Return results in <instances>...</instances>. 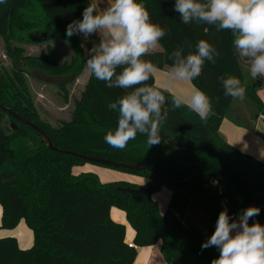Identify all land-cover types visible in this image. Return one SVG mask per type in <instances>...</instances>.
Returning <instances> with one entry per match:
<instances>
[{
  "label": "trees",
  "instance_id": "16d2710c",
  "mask_svg": "<svg viewBox=\"0 0 264 264\" xmlns=\"http://www.w3.org/2000/svg\"><path fill=\"white\" fill-rule=\"evenodd\" d=\"M137 2L144 5L152 22L168 32L160 41L163 50L147 53L141 59L164 70L172 69L170 56L178 47L187 55L195 52L199 40H206L218 50L215 63L206 61L201 75L191 81L210 98L213 111L207 123L186 105L172 110L173 94L161 90L165 96L162 112L167 109L168 117L160 129V143L149 147L146 135L138 133L125 149H114L104 136L117 127L118 112L108 105L125 90L107 87L92 73L70 121L53 125L41 116L27 77L54 84L68 100L67 86L83 72L85 57L77 34L66 36L67 25L82 19L84 8L94 4L93 0H7L0 4V43L10 64V69H0L1 104L36 124L60 150L144 165L175 182L213 174L221 181L225 199L236 217L254 205L261 209L255 218H264V164L229 145L220 133L224 119L238 127L256 129L255 122L264 117V103L258 96L263 80L257 78L245 86V72L231 30L218 31L215 25L195 21L183 24L180 14L173 10L175 0ZM91 38L99 44L98 36ZM53 41L69 44V61H57L50 44ZM41 43L47 44L41 55L29 54L25 48ZM228 76L239 78L246 89L244 104L238 107L237 98L223 95L221 77ZM145 83L155 87L154 77ZM86 164L139 176L148 182L104 183L96 173H74V167ZM156 184L159 187L150 190ZM164 186L172 196L168 210L162 214L153 194ZM0 204L2 228L13 229L24 220L34 236L33 246L25 250L13 237L0 239V264H135L138 248L158 243L166 264H211L219 250L202 249V244L213 233L219 213L226 209L221 189L212 179L169 186L148 171L90 163L54 152L34 129L1 109ZM193 206L206 213V225L188 219ZM113 207L126 213L135 231L133 247L126 242L125 225L111 218Z\"/></svg>",
  "mask_w": 264,
  "mask_h": 264
},
{
  "label": "clouds",
  "instance_id": "9594fccd",
  "mask_svg": "<svg viewBox=\"0 0 264 264\" xmlns=\"http://www.w3.org/2000/svg\"><path fill=\"white\" fill-rule=\"evenodd\" d=\"M173 10L180 14L183 24L195 21L215 25L218 31L231 30L238 54L251 60V75L264 78V0H175ZM100 31L107 38L90 49L86 67L107 87L125 90L124 95L108 105L118 112V121L114 130L107 131L105 142L123 150L139 133L146 135L149 147L159 144L160 129L168 117L167 109L162 112L165 96L160 89L145 83L158 68L141 57L160 46L167 30L152 22L149 12L137 0H111L99 11L95 4H88L82 19L67 25L66 36L80 34L88 38ZM218 56L216 47L206 40H199L195 52L187 55L178 47L170 56L174 63L168 86L176 80L191 82L201 75L206 61L215 63ZM221 83L225 97L245 98L246 89L239 78L221 77ZM182 105L204 123L213 111L209 96L198 88L187 97L172 96V110ZM260 211L253 205L239 212L237 218L226 209L219 213L213 233L202 244V249L219 250L211 264H264V224L254 219ZM250 220L254 222L250 224Z\"/></svg>",
  "mask_w": 264,
  "mask_h": 264
},
{
  "label": "crops",
  "instance_id": "0c3cea01",
  "mask_svg": "<svg viewBox=\"0 0 264 264\" xmlns=\"http://www.w3.org/2000/svg\"><path fill=\"white\" fill-rule=\"evenodd\" d=\"M93 2L97 6V10L99 11L103 9L105 6H108L111 3V0H93ZM100 33L103 35L104 39L107 38L102 31H100ZM162 50L163 48L160 44V46L156 50L150 51L148 53L161 52ZM237 55L239 56L241 64L250 70V65H251L250 58L242 57L238 54V52ZM170 72L171 69L169 68L164 70L158 69V71L153 75L155 79V87L158 89H163L165 91L167 90V92L173 95L182 94L186 97L189 96L192 90L195 88L192 82L176 80L171 83V86H168V82L170 79L169 78ZM260 79H262L264 82V78H260ZM258 96L264 103V84L262 88L259 89ZM255 125H256V129L254 131H251L242 127H238L230 120L224 119L220 126V133L222 134V136L225 138V140L229 145H231L232 147H234L235 149L239 150L242 153L252 156L254 159L264 164V122L261 118H259V120L255 122ZM86 166L87 165L75 167L74 170H77L78 173H83V172L96 173V171L93 170L92 168L89 170L86 169L87 168ZM118 181H126L129 183L139 184V185H143L148 182V180L145 178L129 175V174H125V178H123L122 180H116V182ZM171 196H172V191L164 187H162L159 192L153 194V199L157 201V203L159 204V209L162 214L166 213L169 202L171 200ZM110 213H111V218L115 222L125 225L126 242L128 244H132L135 237V231L127 221L126 213L115 207L111 209ZM2 216H3V208L0 204V239L13 237L17 240L20 249L25 250L31 248L34 243V236L32 230L27 226L25 221L21 220L19 224L13 229H5L1 227ZM158 244L160 247V243ZM153 247L138 248V256L135 261V264H138V261L140 260L139 258H141V256L143 257V264L146 263L148 259L151 260L156 259L158 264L159 256L157 257L153 249L152 250L150 249Z\"/></svg>",
  "mask_w": 264,
  "mask_h": 264
},
{
  "label": "rangeland",
  "instance_id": "374dc122",
  "mask_svg": "<svg viewBox=\"0 0 264 264\" xmlns=\"http://www.w3.org/2000/svg\"><path fill=\"white\" fill-rule=\"evenodd\" d=\"M96 36H98L100 40L104 39L103 35L100 32H98ZM77 37L84 49L85 66L83 72L78 77V79L71 85L67 86V91L69 94L67 101L63 99V92H61L60 89L56 87L54 84L40 81L32 77H27L31 93L35 99V103L37 105V108L41 116L48 122L52 123L53 125H58L62 121H70L76 106V102L80 99L81 93L91 77V72L86 67V60L90 57V49L96 45L91 37L85 38L80 34H77ZM50 44L55 50V57L58 62H65L71 59L72 50L69 44L63 41H55V42L53 41L50 42ZM46 47L47 44L45 43L25 46L29 54H37V55L44 54ZM2 68L10 69V64L7 60L5 49L3 48V42L0 43V69ZM243 70L245 72V86L252 85L257 81V77H253L249 69L243 66ZM242 103L244 104V99L241 100L237 98L235 101V107H238ZM86 165H87L86 169L89 170L92 168L93 170H95L103 182H116V180H122L123 178H125V174H123L122 172H118L109 168H103L100 166H93L90 164H86ZM74 168H73L74 173H78V171L74 170ZM164 188L169 189L166 186H164ZM187 216L191 222L197 225L200 226L206 225L203 218L207 219L208 216L206 215L205 212H203L199 208H196L195 206L192 207L191 211ZM150 249L151 250L153 249L157 257L159 256L158 264L159 263L165 264L161 256L159 244H157L156 246ZM139 259L140 260L138 261V264H143V257L141 256V258ZM147 263L157 264V260L148 259V261L144 264Z\"/></svg>",
  "mask_w": 264,
  "mask_h": 264
},
{
  "label": "water",
  "instance_id": "95a60500",
  "mask_svg": "<svg viewBox=\"0 0 264 264\" xmlns=\"http://www.w3.org/2000/svg\"><path fill=\"white\" fill-rule=\"evenodd\" d=\"M1 4V3H0ZM0 109L7 112L10 116H12L13 118L17 119L18 121H20L21 123L31 127L32 129H34L39 135H41L43 137V141L47 143L48 148L51 151L54 152H59V153H65V154H70V155H74V156H78L79 158H82L90 163H99V164H103V165H109L115 168H124V169H129V170H135V171H148L150 173H152L153 175H155L162 183L169 185V186H183L191 181H194L196 179H200V178H205V179H212L214 180L220 187L221 189V199L226 207L227 212L229 213L230 216H232L233 218H237L235 216V214L233 213L231 207L229 206V204L227 203L226 199H225V190L224 187L221 183V181L213 174H204V175H198V176H194L191 179L185 181V182H175V181H171L166 179L165 177H163L161 174H159L158 172H156L154 169H151L147 166L144 165H137V164H124V163H117L115 161H111V160H106V159H101V158H95V157H88L85 155H81V154H76L70 151H64V150H60L56 147L53 146L51 140L49 139V137L42 131L41 128H39L36 124L29 122L28 120H26L25 118L21 117L20 115H18L17 113L13 112L12 110L4 107L1 102H0ZM159 185L156 184L154 186L151 187L150 190L154 191L156 188H158ZM256 221L259 222H263L264 223V218H254ZM249 222H254L253 220H250Z\"/></svg>",
  "mask_w": 264,
  "mask_h": 264
},
{
  "label": "built area",
  "instance_id": "2783aa9c",
  "mask_svg": "<svg viewBox=\"0 0 264 264\" xmlns=\"http://www.w3.org/2000/svg\"><path fill=\"white\" fill-rule=\"evenodd\" d=\"M262 120H264V117H261ZM129 247H133V244H129Z\"/></svg>",
  "mask_w": 264,
  "mask_h": 264
}]
</instances>
